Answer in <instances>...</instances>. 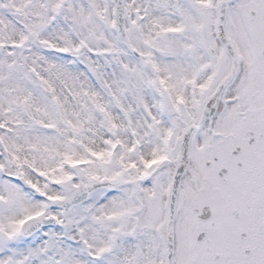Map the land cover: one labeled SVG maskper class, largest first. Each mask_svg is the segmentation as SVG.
<instances>
[{"label":"snow or ice","instance_id":"1","mask_svg":"<svg viewBox=\"0 0 264 264\" xmlns=\"http://www.w3.org/2000/svg\"><path fill=\"white\" fill-rule=\"evenodd\" d=\"M0 264H264V0H0Z\"/></svg>","mask_w":264,"mask_h":264}]
</instances>
